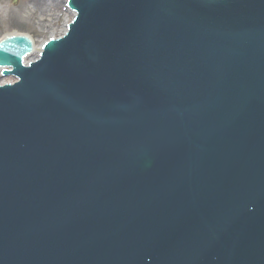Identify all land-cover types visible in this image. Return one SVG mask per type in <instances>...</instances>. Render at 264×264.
Listing matches in <instances>:
<instances>
[{
    "label": "water",
    "instance_id": "obj_1",
    "mask_svg": "<svg viewBox=\"0 0 264 264\" xmlns=\"http://www.w3.org/2000/svg\"><path fill=\"white\" fill-rule=\"evenodd\" d=\"M68 6L0 42V264H264V0Z\"/></svg>",
    "mask_w": 264,
    "mask_h": 264
},
{
    "label": "rangeland",
    "instance_id": "obj_2",
    "mask_svg": "<svg viewBox=\"0 0 264 264\" xmlns=\"http://www.w3.org/2000/svg\"><path fill=\"white\" fill-rule=\"evenodd\" d=\"M58 2V3H57ZM66 0H0V39L6 34L22 33L31 37L35 45L48 39L53 28L64 23ZM51 3H57L59 19L49 23L50 16L43 12ZM44 13V14H43ZM58 32L54 34H58ZM54 36V35H53Z\"/></svg>",
    "mask_w": 264,
    "mask_h": 264
},
{
    "label": "bare ground",
    "instance_id": "obj_3",
    "mask_svg": "<svg viewBox=\"0 0 264 264\" xmlns=\"http://www.w3.org/2000/svg\"><path fill=\"white\" fill-rule=\"evenodd\" d=\"M58 3V2H57ZM57 3H51V5H50V7L49 8H45L44 10H43V12L45 13V14H47V11L49 12L47 15L48 16H50V19H49V23H52L53 21H55L56 19L58 20L59 19V16H60V14H61V11L59 10V8H57L58 7V4ZM66 13L64 14V23L62 24V26H61V28H60V31L58 32V30L59 29H57V28H53L52 29V31H51V33H50V36L52 35H54V36H56V34H54V33H56V32H58V34L57 35H62L65 31H66V29H67V25H68V23H69V21H71V18L73 17V15H74V13H73V11H71L70 9H67L66 8ZM43 13V14H44ZM51 36V37H52ZM39 53H40V45L38 46V45H36L34 48H33V50L28 54V56L27 57H25V59H24V62L25 63H28V61H32V60H34V59H36L38 56H39Z\"/></svg>",
    "mask_w": 264,
    "mask_h": 264
}]
</instances>
